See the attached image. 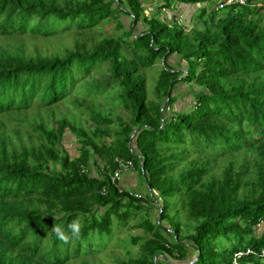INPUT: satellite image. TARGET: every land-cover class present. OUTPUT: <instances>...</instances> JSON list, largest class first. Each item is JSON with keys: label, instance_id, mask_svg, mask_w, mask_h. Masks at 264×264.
I'll list each match as a JSON object with an SVG mask.
<instances>
[{"label": "trees", "instance_id": "1", "mask_svg": "<svg viewBox=\"0 0 264 264\" xmlns=\"http://www.w3.org/2000/svg\"><path fill=\"white\" fill-rule=\"evenodd\" d=\"M142 1L0 0V38L12 41L27 32L91 28L112 9L132 18L127 37L104 35L90 47L76 40L61 55L28 56L22 43L0 45V264H65L90 231L109 234L112 217L125 222L130 209H140L143 197L119 192L110 181L116 157L133 161L149 189L145 198L155 200L153 190L178 195L176 213L189 221L186 228L179 220L162 225L167 202H161L159 220L142 222L144 240L132 238L137 253L119 264H264V0L219 11L213 0L151 3L160 12L176 3L203 7L196 15L201 25L189 29L174 12L169 19L164 12L146 15ZM175 56L182 68L171 64ZM101 64L119 87L128 120L89 114L82 93L77 101L87 127L65 116L44 121ZM147 67L156 72L151 95ZM181 87L189 102L177 110ZM66 130L79 143L73 157L62 147ZM73 221L81 224L79 239L71 238ZM54 224L69 243L55 237ZM247 248L252 252L234 261Z\"/></svg>", "mask_w": 264, "mask_h": 264}, {"label": "rangeland", "instance_id": "2", "mask_svg": "<svg viewBox=\"0 0 264 264\" xmlns=\"http://www.w3.org/2000/svg\"><path fill=\"white\" fill-rule=\"evenodd\" d=\"M157 1L158 0H143L142 4L144 13L150 16L156 15V17L159 18L158 16H163L162 13L164 12L167 19H169L170 15L168 12L170 13V11L164 10L163 12H160L156 5L151 4ZM160 2L161 0H159V3ZM212 2L215 3V0ZM114 5L115 4L112 6ZM190 6H192L194 9L191 11V15L193 16L192 19L190 17V13L183 15L181 14L182 16L177 15L179 22L184 23V25L187 26V29L199 27L201 25L200 21H197L196 15L203 7L200 8L199 5ZM118 23H120L122 27H116ZM131 24L132 18L130 15L122 12V10L112 9L111 13L108 15V19H104L101 23H97L91 28H78L73 25L68 29L58 31L57 33H53L49 36H41L39 34L29 35L30 33L27 32L26 34L17 35L16 41H12L11 38L1 37L0 45H4L6 42L11 44L22 43L23 51L28 56H35L37 54L61 55L64 53L65 48H73L74 42L76 40L84 42L86 47H90L91 44L99 41L104 35L127 37L124 33L125 27L129 28ZM137 26L138 27L136 28H141L140 24ZM91 36H93L92 40L90 39ZM169 60L171 64L180 66V68H182V64H184L178 56L171 57ZM161 61L162 59L156 61L155 68H159L162 65ZM142 73L145 75L146 89L149 95H151V84H153L152 79L154 81L156 72H154L152 67H147L142 70ZM76 74L79 73L76 72ZM92 75H94V77H92ZM97 86L105 90H103L101 93V90ZM181 89L184 90H182L180 93V97L175 104L177 110L188 107L189 102V96L185 93L186 89L184 87H181ZM117 90H119V87L116 85V81L110 78L109 72L105 68V64H101L99 67L93 69L89 75L79 78V81L74 86L73 91L68 95V98L66 96L63 102L56 106L53 105L55 116L50 119H44V121L52 123L55 118L65 116L71 122L83 127H87V114L84 113L81 105L78 104L80 101H77L81 100V96H83V94L86 98L84 104L86 105L85 111L89 114L91 110L101 113L110 112L115 114V118H117L116 116H119L122 119L128 120L130 115L125 111L120 102L121 100L117 97ZM76 95L79 96L78 99L75 97ZM88 106L93 107V109L87 108ZM27 114L30 116L29 111ZM62 147L66 148L72 157L78 154L79 143L69 130H66L64 133L62 138ZM247 147L249 154H253V147L251 145H248ZM235 153L238 154V152ZM190 155L196 156L197 152L193 149H190ZM226 156L228 155H221L222 158ZM221 157H217L216 162L218 164L222 163ZM176 170L177 169H174V171ZM130 171L135 173L137 180V184L135 186L136 189L134 190L142 194L145 204H143L140 209L135 211L134 209H130L129 211L131 214H129L125 222L118 220L116 217H112V224L110 226L109 234L103 233L102 235H99L97 231H90L89 235L84 239V243H82L80 253L77 256L71 255L65 264H85V262H88L89 264H119L118 261L126 260L129 253H131V255H135L138 250V244L133 243L132 238L140 237L138 242H142L144 240L146 234L149 232H147V228L142 225V222L144 220H148L149 222L150 220H154L155 218L159 217L160 208L158 204L161 202H167V211L164 219L161 222L162 225L167 226L168 222H175L179 220L182 222V228L189 226V221L180 220L181 215L176 213L177 208L181 206V199L178 195L160 194L153 190L155 193V200H151L148 197L145 198L149 189L146 186L142 175L139 173L137 168L130 169ZM171 171L172 174H176V172L173 170ZM155 203L156 206H154ZM162 235L165 239H170V236L165 232H162ZM227 245V242L217 243V247L220 246L221 248ZM88 247H94L96 250L91 252V250H87Z\"/></svg>", "mask_w": 264, "mask_h": 264}, {"label": "built area", "instance_id": "3", "mask_svg": "<svg viewBox=\"0 0 264 264\" xmlns=\"http://www.w3.org/2000/svg\"><path fill=\"white\" fill-rule=\"evenodd\" d=\"M247 0H215V3H213V8L217 11L223 9L224 7L237 3L240 5L246 4ZM115 161L118 163L117 168L111 173L110 175V181L114 187L117 188L119 192L126 191L129 196L135 197V198H141L142 194L134 189H129L125 187L121 182V176L124 172L133 169V161L129 159H120L118 157L115 158ZM82 172H85V169H82ZM99 193L105 194V189L102 188L99 190ZM252 251L247 248L245 251L238 250L234 253V261H236L241 256H244L248 253H251Z\"/></svg>", "mask_w": 264, "mask_h": 264}, {"label": "crops", "instance_id": "4", "mask_svg": "<svg viewBox=\"0 0 264 264\" xmlns=\"http://www.w3.org/2000/svg\"><path fill=\"white\" fill-rule=\"evenodd\" d=\"M190 5H194V4L176 3L174 5L173 11L170 12V13L168 12V14L171 16L172 15L171 13L174 12L176 14V16H177V15H181V14L183 15V14L190 13V17L192 19L193 16L191 15V11L194 10V9ZM121 182L127 188L136 189L135 186L137 184V180H136V177H135V173H133L130 170L124 172L122 174V177H121Z\"/></svg>", "mask_w": 264, "mask_h": 264}, {"label": "clouds", "instance_id": "5", "mask_svg": "<svg viewBox=\"0 0 264 264\" xmlns=\"http://www.w3.org/2000/svg\"><path fill=\"white\" fill-rule=\"evenodd\" d=\"M69 228L71 230V238L73 239H79L80 236V229H81V224L79 221H73L70 225ZM52 232L54 233L55 237L64 243H69L70 237L65 233L63 228L59 225H53L52 226Z\"/></svg>", "mask_w": 264, "mask_h": 264}, {"label": "water", "instance_id": "6", "mask_svg": "<svg viewBox=\"0 0 264 264\" xmlns=\"http://www.w3.org/2000/svg\"><path fill=\"white\" fill-rule=\"evenodd\" d=\"M133 134V133H132ZM160 212H161V210H160ZM160 214V213H159ZM159 218H160V215H159V217H158V220H159ZM169 230V229H168ZM198 259V256L192 261V262H194L195 260H197Z\"/></svg>", "mask_w": 264, "mask_h": 264}]
</instances>
